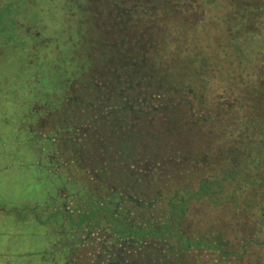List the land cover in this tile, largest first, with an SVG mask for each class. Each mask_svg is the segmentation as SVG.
<instances>
[{"label":"trees","instance_id":"1","mask_svg":"<svg viewBox=\"0 0 264 264\" xmlns=\"http://www.w3.org/2000/svg\"><path fill=\"white\" fill-rule=\"evenodd\" d=\"M225 9V40L214 56L197 39L185 40L191 45L184 53L160 52L153 25L143 32L129 25L138 6H115L107 15V20L113 17L110 25L100 19L95 52L86 54L89 45L81 40L79 59L93 88L120 104L90 123H101L94 132L101 162L86 168L94 179L72 192L80 198L74 222L84 224L80 233L89 237L94 227L107 233L101 241L106 264H183L165 258L202 248L238 259L250 257L251 247L264 250V0H226ZM32 42L31 49L44 47ZM16 60L24 66L19 73H31L41 63L38 57L29 63L25 55ZM218 84L222 89L216 90ZM216 92L219 103L208 106L206 96ZM148 114L145 127L136 129L135 120L127 121ZM88 126L80 131L79 143L87 159ZM67 138V145L75 142ZM179 146L189 147L184 155L195 146L198 159L211 164L196 167L197 172L170 160L141 167L148 163L141 164L144 151L170 155ZM198 204L208 214L216 216L220 209L250 225L236 251L223 249L219 234L196 237L183 227L189 209Z\"/></svg>","mask_w":264,"mask_h":264},{"label":"rangeland","instance_id":"2","mask_svg":"<svg viewBox=\"0 0 264 264\" xmlns=\"http://www.w3.org/2000/svg\"><path fill=\"white\" fill-rule=\"evenodd\" d=\"M96 1L0 0L1 38L15 30L11 39H5V45L0 43L3 48L0 52V207L10 209V212H1L0 218L5 222L2 228L9 236V245H16V259L21 264H25V259L30 260L27 264L107 263V255L101 247L107 233L102 234L98 227L92 228L89 237L80 233L84 231V224H74L80 198L72 193L80 190L84 180L94 179L92 171L87 172L86 168L97 167L101 162L94 133L101 123L94 126L95 119L120 106L115 97L93 88L85 73L86 67L79 59L84 52L82 38L89 45L86 54L98 48L102 5ZM213 2L209 5L207 0H116L118 5H139L129 25L132 31L138 32L153 25L160 52L168 48L174 54L184 53L191 45L186 46L185 40L191 43L197 39L202 40L205 51L211 56L218 49L217 45L224 42L226 33L223 22L226 0ZM201 4L205 7L204 13ZM13 11H16L15 22L10 16ZM138 14L141 20L137 19ZM198 23L202 26L196 28ZM15 27L18 30H12ZM37 30L40 37L35 38ZM19 38L22 44L17 41ZM39 40L44 47L31 49L32 41ZM24 55L29 63L40 58L43 68L40 63L32 66L31 73H19L24 66L16 58ZM221 84L216 90L222 89ZM219 95L220 92H216L206 96L208 106L217 105ZM149 117L148 114L127 121L135 120L137 129L145 127ZM86 125L91 129L88 137L91 140L86 147L88 159L83 154L84 147L79 146L83 138L80 131L83 133ZM68 136L75 140L68 142L72 146L66 144ZM180 137L187 139L189 135ZM188 148L179 146L178 152L170 155L144 151L141 164L148 163L141 167L147 170L154 162L170 160L168 164L197 172L198 167L211 164L200 160L202 157L198 159L194 154L195 146L191 153L184 155L183 151ZM65 211H71V216H66ZM217 211L216 216L208 214L209 211L198 204L189 209L183 227L196 237L203 233L211 238L219 234V245L236 251L242 240L239 238L243 232L249 233L250 225L240 217L235 219L220 209ZM2 244H6L3 239ZM251 248L250 257L244 259L224 258L220 252L206 248L191 249L181 258L176 255L165 259L183 264H264V250Z\"/></svg>","mask_w":264,"mask_h":264},{"label":"flooded vegetation","instance_id":"3","mask_svg":"<svg viewBox=\"0 0 264 264\" xmlns=\"http://www.w3.org/2000/svg\"><path fill=\"white\" fill-rule=\"evenodd\" d=\"M97 1L99 2V5H102V11L99 12L100 19H101V21L102 20L103 21H106L107 20V15L108 14H111L112 15V13L115 12L114 11L115 10V6H117L118 4H116V0H112V2H111V0H103V2H102V0H97ZM107 4H108V6H107ZM13 6H14V4H13ZM120 6H136V7L138 6L139 7V5L137 3L136 4H130V5L129 4L128 5H120ZM13 12H14L13 15H10V16L13 19V21L15 22V20H16V16H15L16 11H13ZM7 13H9V12H7ZM111 20H113V17L111 18ZM111 20H109V19L107 20L109 25L112 22ZM99 28H100V26H99ZM13 29H16V27L15 28H12V30ZM14 31L12 32L13 33V36L15 34ZM12 33L10 32L9 35L6 38H4V37L1 38V36H0V43L1 44L3 43V45H5L4 44L5 39H11L10 37H11ZM35 35H36L35 38L40 37L39 36V30H37V32H35ZM39 42H42V41L39 40ZM2 49L3 48H0V52H1ZM70 49H72V48H70ZM1 212H4V213L5 212H10V209H7L6 210V208L0 207V213ZM4 226H5V222L3 220H1V218H0V264H10V261L13 262V264H21V262L19 263L18 262L19 260L16 259V245H14V246L13 245H9V242H10L9 236L8 235H5L6 232L4 231V228H2ZM1 228H2V230H1ZM2 239L4 241H6V244L5 245L2 244ZM11 247H15V249H12ZM107 259H109L108 256H107ZM25 260H26L25 261V264H27L28 262L30 263V260L29 259H25Z\"/></svg>","mask_w":264,"mask_h":264}]
</instances>
